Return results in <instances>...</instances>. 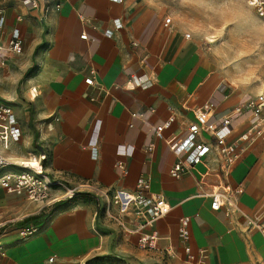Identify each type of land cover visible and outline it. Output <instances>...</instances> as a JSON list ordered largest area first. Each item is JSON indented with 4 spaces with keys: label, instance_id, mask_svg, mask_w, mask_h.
I'll use <instances>...</instances> for the list:
<instances>
[{
    "label": "crops",
    "instance_id": "obj_1",
    "mask_svg": "<svg viewBox=\"0 0 264 264\" xmlns=\"http://www.w3.org/2000/svg\"><path fill=\"white\" fill-rule=\"evenodd\" d=\"M54 3L44 20L23 3H1L5 38L18 35L23 43L22 53L0 70V100L11 105L21 128L19 142L4 153L22 160L44 151L51 176L85 186L76 198L54 204L0 188V264H193L177 235L181 217L189 218L191 252L201 249L205 264H264V229L249 230L245 221L264 214V135L232 168L227 183L243 192L230 216L211 210L200 196L218 181L215 173L201 180L205 166L170 176L179 156L164 141L169 133L183 135L203 104L212 121L253 97L228 81L206 46L165 8L148 0ZM171 116L174 122L157 134ZM250 121L249 112L232 115L229 139ZM206 166L217 171L210 158ZM139 180H148L171 207L146 231L158 234L159 246L170 242L174 257L138 250V234L111 221L93 195L96 189L132 190ZM112 213L128 227L137 222L131 212ZM30 226L38 231L22 236Z\"/></svg>",
    "mask_w": 264,
    "mask_h": 264
},
{
    "label": "built area",
    "instance_id": "obj_2",
    "mask_svg": "<svg viewBox=\"0 0 264 264\" xmlns=\"http://www.w3.org/2000/svg\"><path fill=\"white\" fill-rule=\"evenodd\" d=\"M7 0H0L2 2ZM27 5L32 10H37L40 20H44L51 6V0H13ZM115 3L121 0H110ZM246 4L254 10L259 19L264 22V0H245ZM54 6L60 7V0H55ZM170 18L165 19V25ZM116 29L122 27L118 18L113 19ZM5 17L0 7V70L6 67L13 55H20L23 51L22 39L18 35L11 34L5 38L4 35ZM112 32L107 30L105 36H111ZM189 36L188 34L186 35ZM86 39L85 34L80 35ZM85 83L91 85L93 79L88 77ZM249 112L251 121L247 128L236 137L229 139L232 134L231 116ZM212 110L208 104H203L195 112L194 120L187 124L185 133L177 135L169 133L164 141L171 151L179 157L176 159L169 174L173 178H179L187 173H192L196 167L203 165L206 171L201 175V180L210 173L218 176V181L210 185L207 190L201 191L200 196L209 199L210 209L218 211L225 210L226 216L236 209L237 197L243 192V188H233L228 183L233 166L246 154L252 143L264 135V95L258 94L240 102L232 109V114L220 115L216 120H210ZM175 118L173 116L162 119V123L155 131L161 134L168 128ZM131 127V125H129ZM85 132V131H84ZM208 135L210 140L203 136ZM21 128L19 127L16 115L8 102L0 100V188L9 194L23 195L34 203L54 204L62 200H72L81 193L85 184L76 186L65 183L62 179L51 176L45 168L46 153L37 151L29 154L22 160H14L5 155L4 151L9 150L12 144L19 142ZM151 149V148H148ZM217 163V171H211L207 159ZM116 166L124 170L122 163ZM202 183V181H201ZM60 190L59 194L53 192ZM97 203H103V213L120 228L127 232L138 234L136 247L140 251H160L168 257L177 255L173 245L165 241L159 246L160 237L156 232L146 231L152 224L161 218L166 217L171 207L169 203L158 193L152 191L148 180H139L132 190L125 189H96L93 192ZM117 208L119 213L131 212L137 222L134 227H128L118 215L112 213ZM246 226L249 230L264 229V214L245 216ZM188 217L179 218L177 230L178 238L184 243L185 260L193 264H205L203 252L197 250V255L191 252L188 245ZM34 226L20 230L22 236L36 233ZM1 254V247H0ZM52 261V258L49 259Z\"/></svg>",
    "mask_w": 264,
    "mask_h": 264
},
{
    "label": "rangeland",
    "instance_id": "obj_3",
    "mask_svg": "<svg viewBox=\"0 0 264 264\" xmlns=\"http://www.w3.org/2000/svg\"><path fill=\"white\" fill-rule=\"evenodd\" d=\"M148 1L186 26L206 46L228 81L248 96L264 95V22L245 0Z\"/></svg>",
    "mask_w": 264,
    "mask_h": 264
},
{
    "label": "bare ground",
    "instance_id": "obj_4",
    "mask_svg": "<svg viewBox=\"0 0 264 264\" xmlns=\"http://www.w3.org/2000/svg\"><path fill=\"white\" fill-rule=\"evenodd\" d=\"M244 16H246V18H249V20H250V24H251V25L256 26L257 28H260L259 26H257V25L255 24V21H254V19H253L252 17H248L247 15H244Z\"/></svg>",
    "mask_w": 264,
    "mask_h": 264
}]
</instances>
